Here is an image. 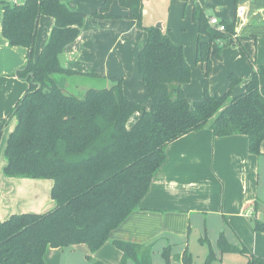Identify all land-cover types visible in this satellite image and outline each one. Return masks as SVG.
<instances>
[{"label":"trees","instance_id":"trees-1","mask_svg":"<svg viewBox=\"0 0 264 264\" xmlns=\"http://www.w3.org/2000/svg\"><path fill=\"white\" fill-rule=\"evenodd\" d=\"M113 1L128 11L127 18L146 31L147 40L137 56L138 72L145 83L150 107L144 110L127 99L122 79L93 85L81 97L66 93L54 81L55 74H71L61 67L59 55L79 36L84 14L69 10L61 0H0L1 32L10 47L27 50L26 65L18 70L28 89L16 103L10 117L16 125L6 148L3 176L50 180L54 208L42 214H12L0 222V264H44L47 249L85 245L90 264H103L92 255L109 241V234L133 211L148 192L152 179L165 162V150L174 140L203 128L214 137L246 136L248 151L261 155L264 141V62L245 85V91L231 97L239 83L228 75L229 88L210 94L208 77L211 58L220 59L223 47L234 45L233 23L219 20L221 31L211 26L203 9L195 4L192 20L206 41H198L196 63L203 66L202 99L190 104L183 86L191 71L183 48L174 44L155 26L142 24V0H101L96 17L106 14ZM185 1V0H183ZM51 17L54 26L45 46L33 58L38 18ZM140 116L130 127L129 119ZM255 232L264 233V221L253 220ZM120 251L119 264H153L151 245L113 241ZM221 254L237 253L247 264H264L244 248L230 244L224 234L216 242ZM171 264L169 247L162 251ZM214 253L209 250L204 264ZM190 264L185 250L178 257Z\"/></svg>","mask_w":264,"mask_h":264},{"label":"crops","instance_id":"crops-1","mask_svg":"<svg viewBox=\"0 0 264 264\" xmlns=\"http://www.w3.org/2000/svg\"><path fill=\"white\" fill-rule=\"evenodd\" d=\"M61 2L69 10L84 14L85 18L79 36L59 55L61 67L72 73L55 74L57 85L67 93L68 88L76 89L73 86L77 84L82 94L92 87L85 85L88 81L108 86L109 78H121L125 97L148 110L150 97L137 66L138 53L147 40L146 31L127 18V9L117 1L111 3L106 13L108 17L104 18L93 16L99 12L101 0ZM195 4L207 17L234 24L235 44L223 47L220 59L211 58L208 89L212 95L225 93L229 88L228 75L235 74L240 80L231 90V97H235L245 91V85L264 62V0L142 1L143 26L159 23L169 39L183 48L191 71L198 64L204 73L203 66L196 63L197 42L206 38L198 34L192 20ZM2 14L0 5V222L13 214L4 207L8 184L22 186L23 194L27 191L32 200L40 198L37 189L42 183L49 195L52 187L50 180L3 176L7 140L16 125L10 115L26 93L28 83L17 74L26 65L27 50L8 45L1 32ZM53 26L51 17L38 18L34 60L47 43ZM183 90L190 104L202 99L199 85L188 83ZM139 116V113L134 114L127 126L133 125ZM260 150L261 155H252L246 136L214 137L208 128L174 140L166 147V160L154 175L138 209L110 232L109 241L92 256L104 264H119L121 253L112 244L115 240L155 246L161 254L166 247H176L179 257L193 242L208 241L215 245L220 234L235 245L246 240L250 246L253 240L256 252L259 235L251 224L253 218L264 221V141ZM54 206L52 201L49 211ZM87 254L85 245L49 248L44 264H84ZM158 261L156 259L155 264ZM175 264L183 262L178 259Z\"/></svg>","mask_w":264,"mask_h":264},{"label":"rangeland","instance_id":"rangeland-1","mask_svg":"<svg viewBox=\"0 0 264 264\" xmlns=\"http://www.w3.org/2000/svg\"><path fill=\"white\" fill-rule=\"evenodd\" d=\"M191 71V69H190ZM210 75V74H209ZM205 75L204 73H202L201 67L196 64L194 66V68H192L191 71V78H190V85L191 86H196L199 85L200 87L202 86V81L204 79ZM59 82V77H56ZM73 80V79H71ZM86 81V80H85ZM84 81V84H85ZM88 84L90 86L93 85H97L94 84L93 81L91 82H87L85 85L88 86ZM73 86V85H72ZM73 87H77L76 89H70L68 88L66 91L67 93H71L75 96H79L81 97L82 94H80L79 90H78V85L76 84V86ZM194 88V87H193ZM199 88V87H198ZM208 88H209V77H208ZM209 90V89H208ZM132 118V117H131ZM130 118L129 124L131 121H133ZM1 162L4 164V159L2 158ZM45 181V180H44ZM43 185L45 183H42ZM40 188L37 189V191H39L40 194V198L38 200H32V198L27 195V191L23 194V190L21 188H23L22 186H13L12 184H8L7 187V195H6V199H5V209L6 211H9L10 214H23V213H38V214H42L45 213L47 211H49V209L51 208L52 205V200L51 197L49 195V193H47V190L45 189L46 185H44ZM28 189V188H26ZM36 190V189H35ZM35 199V197H34ZM255 218L252 219V224L253 225V220ZM259 220V219H256ZM261 221V220H259ZM259 235L257 241L255 242V248H256V252L253 251V240H251L250 242V246L247 245V241L246 240H241V244L239 245H235L230 243L228 240V242L232 245L237 246L238 248H242L244 247L249 254H251L252 256L259 258V259H264V233H257ZM175 247V246H174ZM212 250V252L214 253V258L213 260L210 262V264H247V257L241 254H237V253H225V254H221L219 249L217 248V245H213L210 244V242H206V243H201V242H193L189 249H187L190 257H191V263L190 264H204L205 260L207 259V255L209 253V250ZM169 250L171 251V264H175L176 261L178 260V248H169ZM204 250H206V252H204ZM86 256V255H85ZM94 260H97L96 258H94V256H92ZM83 259V258H82ZM158 261V264H165L164 260L161 257V253L159 250L156 251L155 246H152V253H151V260L152 263L155 264V261ZM84 260V264H90L86 259ZM100 262V261H99ZM102 263V262H101ZM75 264H79L78 262H75ZM104 264V263H103Z\"/></svg>","mask_w":264,"mask_h":264},{"label":"built area","instance_id":"built-area-1","mask_svg":"<svg viewBox=\"0 0 264 264\" xmlns=\"http://www.w3.org/2000/svg\"><path fill=\"white\" fill-rule=\"evenodd\" d=\"M143 1V0H142ZM8 2L12 4H16L18 0H8ZM209 24L211 26H217L219 30L223 31L224 30V25L219 24V20L216 18H210L209 19Z\"/></svg>","mask_w":264,"mask_h":264},{"label":"water","instance_id":"water-1","mask_svg":"<svg viewBox=\"0 0 264 264\" xmlns=\"http://www.w3.org/2000/svg\"><path fill=\"white\" fill-rule=\"evenodd\" d=\"M155 27L161 29V25H160L159 23H157V24L155 25Z\"/></svg>","mask_w":264,"mask_h":264}]
</instances>
